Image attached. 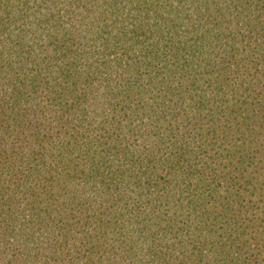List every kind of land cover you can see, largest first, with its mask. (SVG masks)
<instances>
[{
	"label": "trees",
	"instance_id": "obj_1",
	"mask_svg": "<svg viewBox=\"0 0 264 264\" xmlns=\"http://www.w3.org/2000/svg\"><path fill=\"white\" fill-rule=\"evenodd\" d=\"M0 264H264V0H0Z\"/></svg>",
	"mask_w": 264,
	"mask_h": 264
}]
</instances>
